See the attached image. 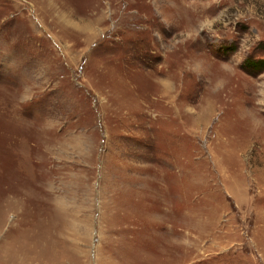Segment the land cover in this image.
Here are the masks:
<instances>
[{"label":"rangeland","instance_id":"1","mask_svg":"<svg viewBox=\"0 0 264 264\" xmlns=\"http://www.w3.org/2000/svg\"><path fill=\"white\" fill-rule=\"evenodd\" d=\"M0 264H264V0H0Z\"/></svg>","mask_w":264,"mask_h":264}]
</instances>
